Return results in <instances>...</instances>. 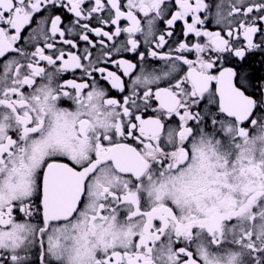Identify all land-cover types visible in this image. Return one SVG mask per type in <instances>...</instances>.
<instances>
[{
	"label": "snow or ice",
	"instance_id": "snow-or-ice-1",
	"mask_svg": "<svg viewBox=\"0 0 264 264\" xmlns=\"http://www.w3.org/2000/svg\"><path fill=\"white\" fill-rule=\"evenodd\" d=\"M0 264H264V0H0Z\"/></svg>",
	"mask_w": 264,
	"mask_h": 264
}]
</instances>
